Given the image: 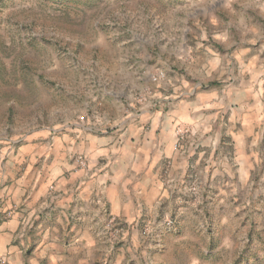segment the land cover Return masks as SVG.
<instances>
[{"label":"clouds","instance_id":"9594fccd","mask_svg":"<svg viewBox=\"0 0 264 264\" xmlns=\"http://www.w3.org/2000/svg\"><path fill=\"white\" fill-rule=\"evenodd\" d=\"M215 3L216 0H188L183 7L168 9L166 0H93L91 8L84 7L81 2L75 8L67 9L60 7L58 0H19L16 11L22 15L13 18L11 24L0 29V70L5 73L6 81L0 82V133H5L11 127L13 132L29 139L27 133L37 126V120L42 119L45 112L49 114L50 123L53 125L58 119L63 120L65 127L75 125L74 129L69 130L75 131L78 136L82 129L103 132L108 126L125 128V121L129 116L133 120L150 119L148 109L161 99L159 87L167 90L174 85L171 80H164L163 73H160V79L152 78L157 90L149 91L137 83L148 76L147 71L141 72L140 69L152 59L150 49L159 44L162 54L178 39L177 32L190 30L181 27L189 19L197 25L201 24L197 15L198 9L203 10L206 17L214 16L216 11H223L228 17L227 23L223 25L225 32L233 26L247 28L253 21L264 27V23H260L264 22V0H222L220 9L208 11ZM70 11L78 14L70 15ZM179 40L183 41L182 35ZM200 46L197 44L198 48ZM25 64L32 67L28 79L21 73ZM189 75L195 76V73L189 70ZM41 76L45 79L41 80ZM47 80H55L54 86L48 85ZM128 85L133 89L138 88L143 97L141 108L136 114H125L126 110L122 105L114 116L109 111L97 109L99 96L125 95L124 88ZM182 86L191 92L192 88H199V83ZM129 99L134 97L130 96ZM8 108L15 109L16 115L13 119L19 127L9 125ZM89 108H92V117L81 121L80 117ZM155 115L159 119L160 113ZM131 131V126H128V132ZM171 135L175 136V131ZM148 137L145 147H155L150 138L151 133ZM17 138L16 135L11 136V140ZM3 139L7 140L9 137L4 134ZM89 139L94 138L90 136ZM124 139L122 136L121 142ZM64 140H68V137L65 136ZM71 151L69 148L68 152ZM117 151H120L118 147L113 155ZM168 155L171 156L172 153L169 152ZM136 160L140 162L138 155ZM8 163L12 161L9 160ZM7 167L6 164L0 166V183L7 179ZM184 167L183 161L174 163L173 170L181 171L168 181L169 188L177 187L174 181L181 179ZM149 170L150 168L145 171ZM138 171L139 167L129 165L117 177L118 190H109L105 186L107 177L98 178L94 182L100 210L104 207L103 201L113 198V195L118 206L122 205L126 209L131 204L133 198L145 188L139 183ZM127 178L134 182H125ZM182 191L188 194L193 190L184 188ZM235 191L233 186L231 192L224 195L227 198L234 195ZM9 194L18 206L23 191L16 188L9 190ZM197 202H200L199 195ZM159 204L160 201L153 197V202L148 204L149 213L158 214ZM9 207H12L11 202ZM44 207L41 204L39 210ZM186 211L181 208L175 220L170 213L166 214L159 223L153 221L143 233L133 230L130 239L128 233L109 235L105 232L94 237L89 229L84 235L77 234L71 238L69 243L77 245L85 261H91L92 264L96 261L103 264L117 240H124L125 248L116 264H128L129 259L136 264H232L233 258L238 251L243 250L246 242L243 234L235 232L237 221L231 217L227 220H210L201 213L190 228L185 229L182 224L178 227L179 216ZM114 213L120 214L118 207L114 208ZM96 216H100V211L96 212ZM34 217L38 219L36 212H30L19 230L15 217L10 223L0 226L4 242L9 244L19 238L21 246H26L29 240L26 229L32 227L31 221ZM66 220L65 215L64 220L60 221L62 227H66ZM53 232L56 233L55 236L52 235ZM42 235L46 242L45 247L53 248L60 243L59 228L50 229ZM2 254L8 264H22L21 253L10 244Z\"/></svg>","mask_w":264,"mask_h":264},{"label":"crops","instance_id":"0c3cea01","mask_svg":"<svg viewBox=\"0 0 264 264\" xmlns=\"http://www.w3.org/2000/svg\"><path fill=\"white\" fill-rule=\"evenodd\" d=\"M224 72L225 69L222 73ZM258 76L251 75L249 81L234 77L229 84L220 87L203 85V81L199 80L196 82L199 83V88H192L191 92L183 90L174 98L171 97L172 94L167 96L159 91L163 101L159 102V105L154 102V106L148 109L151 118L146 121L139 118L133 120L129 116L125 121V128L117 126L114 130L103 132L81 130L79 136L75 131L69 130L72 128L64 126L65 133H55L53 136L47 134L43 136L47 141L30 144L31 150L24 147L19 151L17 158H29L30 163L39 165H29L25 174L10 184L7 179L0 183V226L10 223L15 217L19 230L23 227L27 215L35 211L38 219L34 217L31 221L30 234H27L28 242L37 243L36 249L42 251L41 255L51 257L56 263L64 264L66 261V264H86L88 261H85L78 246L69 243L77 234L84 235L91 229L90 234L94 237L107 232L109 235L128 233L130 238L133 230H125L123 227L142 224L150 216L156 220L162 210L172 209L173 205L180 206L189 200L194 201L190 198L184 199L178 194V190L168 187V181L181 171L173 170L174 163L183 161L185 164L181 179L174 181L177 186L184 183L185 172L191 165V161L189 162L177 148L176 128L181 122L192 124L198 132V137L204 138L201 148L208 154L197 152L196 164L199 165L200 161L207 164L203 175H200L209 186L213 185L214 176L219 173L218 170L213 171L209 176L210 164H216L213 159L215 151L224 148L227 140H231L237 149L243 151L242 147L247 145V137L257 138L254 137L256 127L264 122V86ZM247 82L250 86H247ZM156 113H160L159 119L156 118ZM210 117L213 119L210 120ZM128 126H131V132H128ZM137 129L143 131H136ZM172 131H175V136L171 135ZM149 133L155 147H145ZM65 136L68 140H64ZM90 136L94 139H89ZM122 136L125 137L123 142ZM221 142L222 145H219ZM253 144L252 146L256 145L254 142ZM117 147L120 151L113 155ZM69 148L72 149L70 153ZM169 152L172 153L171 156L168 155ZM80 154L88 159L89 164L86 167H80L78 164L77 156ZM137 155L140 158L139 163L136 160ZM251 157H256V154L252 153ZM221 159L227 160V154ZM110 160L113 162L110 163ZM129 165L139 167L137 175L140 185L145 186L144 190L133 198L126 209L122 205L118 206V201L113 195V198L103 201L104 207L100 210L94 182L98 178L107 177L105 186L109 190H118L117 177L124 173ZM149 168V171H145ZM21 181L24 183L21 184ZM125 182L134 181L127 178ZM16 188L23 191L18 206L9 194V190ZM153 197L160 201L158 214L155 215L150 214L148 210V204L153 202ZM10 202L12 207H9ZM199 203L203 205V200ZM41 204L45 207L39 210ZM115 207H118L119 215L114 213ZM97 211H100V216H96ZM65 215L66 227H62L60 221L64 220ZM111 218L113 224L109 225ZM93 225L96 227L93 228ZM58 228L61 234L60 243L53 248L45 247L42 233ZM52 235L55 236L56 233L53 232ZM18 239L10 241L9 244L22 254V246L16 245ZM9 244L4 242L3 233H0V256ZM119 258L120 255L117 259Z\"/></svg>","mask_w":264,"mask_h":264},{"label":"rangeland","instance_id":"374dc122","mask_svg":"<svg viewBox=\"0 0 264 264\" xmlns=\"http://www.w3.org/2000/svg\"><path fill=\"white\" fill-rule=\"evenodd\" d=\"M81 2L86 8L93 6V0H58L60 7L67 9H73ZM187 2L188 0H166V5L168 9H171L183 7ZM18 3L19 0H0V29L11 24L13 18L22 15L16 11ZM221 5L222 0H216L215 5L209 8L208 11L218 10ZM6 13L7 15H5ZM69 14L77 15L78 13L70 11ZM197 15L200 17L201 24L197 25L189 19L186 25H181V27L190 30L183 33L177 32L178 39L168 46L167 51L161 54L159 44L154 49H150L152 59L147 61L144 68L140 69L141 72L147 71L148 76L137 81V83L154 92L157 90V86L152 83V78L157 77L160 79V73H163V79L171 80L174 86L168 87L167 90L160 86L158 90L166 93L167 96L172 94L171 97L173 98L179 96L183 90H188L187 87L182 85L190 86L199 80L203 81V85L220 87L229 84L234 77H241L242 80L249 81L251 75L258 74L264 86V27H261L257 21H253L247 28L233 26L225 32L223 25L227 23L228 17L223 11H216L214 16L206 17L203 10L198 9ZM165 31H167V28H165ZM181 35L183 36L182 42L179 40ZM204 36L207 38L201 39ZM166 42L167 38H165ZM197 44L201 46L198 48ZM209 69L211 73H209ZM223 69H225L224 74L222 73ZM189 70L194 72L195 76L189 75ZM31 71L32 67L29 64H25L21 69L25 79H28V73ZM179 78H182V80ZM40 79L44 80L45 77L41 76ZM0 82H6L5 73L2 70H0ZM47 84L54 86L55 80H47ZM21 86H23L22 83ZM247 86H250L249 82H247ZM124 93L125 95L121 96H99L97 109L109 111L114 116L122 105L123 109L126 110L125 114H136L143 102L140 90L138 88L133 89L131 85H128L124 88ZM130 96L134 99H129ZM161 101L163 100L160 99L159 102ZM159 102H155V104L159 105ZM15 115L14 108L7 109L9 125L19 127L20 125L16 124L13 119ZM92 115V108H89L80 119L86 121ZM180 125L186 128L188 132L184 139L179 141L180 144H177V148L189 162L191 161V165L189 170L187 169L185 172L184 183L178 185L175 189L184 199L190 198L194 201L189 200L180 204V206L173 205L172 209H164L159 212L156 220L150 216L142 224L126 226L123 229L143 233L149 225L153 224V221L159 223L166 214L170 213L175 220L181 208L187 211L180 214L178 227L182 224L185 229L194 225L196 218L200 217L201 213L210 220H227L231 217L237 221L235 232L243 234L246 241L243 250L238 251V254L233 258L232 264H264V122L256 127L254 137L257 138L247 137L245 139L247 145L242 147L243 151L237 149L231 140L226 141L224 148H221V150L218 148V151H215L213 159L216 164H210L209 176L213 171L218 170L219 173L214 176L212 186H209L207 182L205 184V180L200 175H203V169L207 164L204 161H200L199 165L196 164L197 152L207 153L201 148L204 138L198 137V132L192 124L181 122ZM68 126L72 129L76 127L75 125ZM64 128L62 119H58L53 125L50 123L49 114L45 112L43 118L37 120V126L27 133L29 139H24L19 133L13 132L11 127L6 129L5 133H0V166L8 165L6 169L7 182L10 184L12 181L19 179L29 169V165H39V163H30L29 158L24 160L17 158L21 149L25 147L31 150L30 144L34 145L35 143L47 141L43 137L47 134L53 136L55 133H65ZM116 128L117 126H108L105 130L111 131ZM4 134L9 139H3ZM12 135H16L18 138L11 140ZM193 140L195 143H191ZM253 142L256 144L255 146H252L254 145ZM219 145H222V142ZM28 153L32 154V152ZM252 153L256 154V157H251ZM225 154H227L228 159L222 160L221 158ZM254 158L257 159L254 160ZM9 160L12 163L9 164ZM233 186L236 189L235 194L226 198L224 194L231 192ZM184 188L193 191L185 194L182 191ZM197 195H199L200 200H203V205L195 201ZM174 199L176 200V197ZM111 224L113 223L109 222V225ZM29 231L30 228L26 229V234H30ZM17 244H20V239H18ZM37 247V243L33 241L28 242L26 246H22V264H61L56 263L54 259L45 254L41 255L42 251L37 250ZM124 248V240L115 241L112 245V251L103 264H116L117 258L123 254L122 249ZM0 264H8L3 255L0 256ZM64 264H66V261ZM86 264H92V262L88 261ZM95 264H101V262L96 261ZM128 264H136V262L129 259Z\"/></svg>","mask_w":264,"mask_h":264},{"label":"built area","instance_id":"2783aa9c","mask_svg":"<svg viewBox=\"0 0 264 264\" xmlns=\"http://www.w3.org/2000/svg\"><path fill=\"white\" fill-rule=\"evenodd\" d=\"M155 78L158 79L157 77H155ZM187 132H188V130L186 128H184L182 125L177 126V128H176L177 144H180L179 141L181 139H184ZM77 160H78V164L80 167H86L88 165V159L84 155L80 154L77 157ZM112 221H113V219L111 218L110 223H112Z\"/></svg>","mask_w":264,"mask_h":264}]
</instances>
